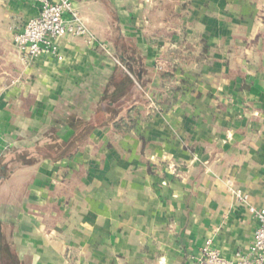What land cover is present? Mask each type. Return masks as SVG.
I'll return each mask as SVG.
<instances>
[{"label": "crops", "instance_id": "0c3cea01", "mask_svg": "<svg viewBox=\"0 0 264 264\" xmlns=\"http://www.w3.org/2000/svg\"><path fill=\"white\" fill-rule=\"evenodd\" d=\"M72 2L97 43L66 35L30 60L14 35L40 3L0 0V264L247 253L249 206L264 208V0Z\"/></svg>", "mask_w": 264, "mask_h": 264}, {"label": "built area", "instance_id": "2783aa9c", "mask_svg": "<svg viewBox=\"0 0 264 264\" xmlns=\"http://www.w3.org/2000/svg\"><path fill=\"white\" fill-rule=\"evenodd\" d=\"M40 3V13L31 18L21 31L14 35L18 51L30 60L44 52L55 53L56 41L66 35L83 37L89 45L97 43L72 0H34ZM70 14L65 19V14ZM2 131L0 128V139ZM239 199L247 201L246 195L237 193ZM249 211L258 221L247 253L238 251L232 259L225 258L210 243L202 248V255L191 264H264V208L249 206Z\"/></svg>", "mask_w": 264, "mask_h": 264}, {"label": "trees", "instance_id": "16d2710c", "mask_svg": "<svg viewBox=\"0 0 264 264\" xmlns=\"http://www.w3.org/2000/svg\"><path fill=\"white\" fill-rule=\"evenodd\" d=\"M121 64L124 65L126 68H129V64L128 62L125 60V58L123 60H121ZM123 131V130H122Z\"/></svg>", "mask_w": 264, "mask_h": 264}]
</instances>
